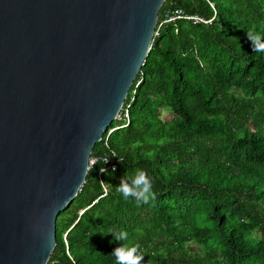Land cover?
<instances>
[{
  "label": "trees",
  "instance_id": "16d2710c",
  "mask_svg": "<svg viewBox=\"0 0 264 264\" xmlns=\"http://www.w3.org/2000/svg\"><path fill=\"white\" fill-rule=\"evenodd\" d=\"M178 10L211 23L155 36L124 106L130 125L95 147L49 264H116L120 230L140 264H264V52L247 35L264 32V0H167L158 26ZM138 168L152 178L148 203L117 190Z\"/></svg>",
  "mask_w": 264,
  "mask_h": 264
},
{
  "label": "water",
  "instance_id": "95a60500",
  "mask_svg": "<svg viewBox=\"0 0 264 264\" xmlns=\"http://www.w3.org/2000/svg\"><path fill=\"white\" fill-rule=\"evenodd\" d=\"M167 0H0V264H49Z\"/></svg>",
  "mask_w": 264,
  "mask_h": 264
},
{
  "label": "clouds",
  "instance_id": "9594fccd",
  "mask_svg": "<svg viewBox=\"0 0 264 264\" xmlns=\"http://www.w3.org/2000/svg\"><path fill=\"white\" fill-rule=\"evenodd\" d=\"M247 35L252 42L254 51L264 52V32H257L253 28L248 31ZM100 159L101 158L97 157V160ZM108 160V157H103V164L107 163ZM101 171L107 170L103 168ZM117 190L125 199L134 197L137 204L148 203L149 200L155 197L152 178L148 175L146 170L142 168L136 169L131 175H128L127 178L121 177ZM109 233H112L113 240L115 241H127V243L123 245L118 244L111 252L115 257L116 264H140L143 256L136 254L139 245L133 244L128 240V233L124 230L110 231Z\"/></svg>",
  "mask_w": 264,
  "mask_h": 264
},
{
  "label": "built area",
  "instance_id": "2783aa9c",
  "mask_svg": "<svg viewBox=\"0 0 264 264\" xmlns=\"http://www.w3.org/2000/svg\"><path fill=\"white\" fill-rule=\"evenodd\" d=\"M179 20H192L195 23H206V24L211 23V22H207V21H205L203 19H200L198 17L186 16L184 14V12L181 11V10H178L176 12H168L166 14V16H165V19L159 24L158 29L156 30L155 36H158L159 35L160 29L163 26L168 25V24H174V25H176L177 24V21H179ZM130 120H131L130 107L127 106L126 108H123L120 116L117 119V121L121 123V126L110 130L109 134H112L116 130L127 128L130 125ZM116 160H117V157L114 156V159L111 161V165H110L111 168L114 169V170L117 169ZM97 162H98L97 159H93L92 158L91 164H90V170L93 168V166H95V164ZM103 172L104 171H102L100 173V177L102 176ZM104 189H105V192L107 194V192H108L107 188L104 187Z\"/></svg>",
  "mask_w": 264,
  "mask_h": 264
},
{
  "label": "rangeland",
  "instance_id": "374dc122",
  "mask_svg": "<svg viewBox=\"0 0 264 264\" xmlns=\"http://www.w3.org/2000/svg\"><path fill=\"white\" fill-rule=\"evenodd\" d=\"M161 118L165 121H170L173 118L172 114L168 108H164L161 111ZM116 124H119V123H117V121H116Z\"/></svg>",
  "mask_w": 264,
  "mask_h": 264
}]
</instances>
